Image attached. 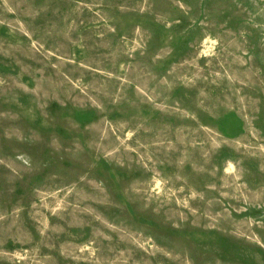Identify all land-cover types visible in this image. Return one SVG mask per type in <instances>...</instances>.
I'll return each instance as SVG.
<instances>
[{
	"label": "rangeland",
	"instance_id": "obj_1",
	"mask_svg": "<svg viewBox=\"0 0 264 264\" xmlns=\"http://www.w3.org/2000/svg\"><path fill=\"white\" fill-rule=\"evenodd\" d=\"M0 264H264V0H0Z\"/></svg>",
	"mask_w": 264,
	"mask_h": 264
}]
</instances>
